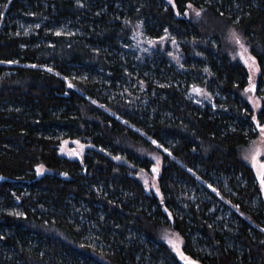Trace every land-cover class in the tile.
Here are the masks:
<instances>
[{
  "label": "trees",
  "instance_id": "1",
  "mask_svg": "<svg viewBox=\"0 0 264 264\" xmlns=\"http://www.w3.org/2000/svg\"><path fill=\"white\" fill-rule=\"evenodd\" d=\"M172 1L0 0V264H180L167 232L196 264H264V196L242 160L264 101H247L229 39L264 98V0ZM64 140L94 148L69 160ZM153 155L160 198L134 177Z\"/></svg>",
  "mask_w": 264,
  "mask_h": 264
},
{
  "label": "rangeland",
  "instance_id": "2",
  "mask_svg": "<svg viewBox=\"0 0 264 264\" xmlns=\"http://www.w3.org/2000/svg\"><path fill=\"white\" fill-rule=\"evenodd\" d=\"M165 2L169 5H173V1L171 0H165ZM135 40L137 41V45L140 50H146L148 48H154L158 45H164L165 40L162 41H156L154 43H149L144 40H142L139 35H135ZM243 42V41H242ZM245 48H247V52L244 53V56L242 57L240 53L242 52V49L239 47V45L232 42L233 47V56L235 59H237L247 70L248 75L252 77L251 81L249 80V86L250 84H255V91H249L245 93V97L247 101L251 104V107L255 110V112L259 111L262 106V102L264 101V98L259 99L255 96L256 92V79L259 76V67L255 60V63L253 64V67L250 69L249 64H252L253 62L250 60L251 54L249 51V48L246 46V44L243 42ZM249 58V64L244 63V59ZM248 86V88H249ZM247 88V89H248ZM208 95L204 90H201L200 92H194L193 99L196 102L203 103L204 101H207ZM94 148L93 146L86 144L85 142L81 140H64L60 143L59 146V155L69 159V160H78L83 157V155L86 153L88 149ZM245 156L249 157H255V166L253 164V160L245 159ZM157 159H159V171L153 172V167L157 164ZM115 161H119L118 159H114ZM242 160L245 162L249 167L252 168L258 183L260 185V178L258 176L259 171H264V137L261 135L254 141L250 143V145L242 151ZM153 161V167L149 171H137L134 174L135 179H137L140 184L143 186L146 193L154 195L158 198H160V192L158 189V182H157V176L161 170V161L162 157L159 155H153L152 156ZM37 173L44 174L47 173V171L39 167L36 169ZM147 181V183H145ZM261 189V187H260ZM264 196V191H262ZM167 236L171 237L173 241L175 242V247L173 245L168 243V240L165 238L166 245L171 250V252L174 254V256L178 259L180 264H188L187 260H182L180 258V255L177 252V249H179L182 252V241L181 239L174 233L167 232ZM166 237V235H165ZM185 256V255H184ZM186 257V256H185Z\"/></svg>",
  "mask_w": 264,
  "mask_h": 264
},
{
  "label": "snow or ice",
  "instance_id": "3",
  "mask_svg": "<svg viewBox=\"0 0 264 264\" xmlns=\"http://www.w3.org/2000/svg\"><path fill=\"white\" fill-rule=\"evenodd\" d=\"M9 2H11V0H9ZM170 2H171V0H170ZM78 3H79V0H78ZM188 7H189V8H193V5H192L191 3H189ZM201 11H202V10H195V15H196L197 17H199V16L201 15ZM177 14H179V13H177ZM221 15H223V14L221 13ZM37 27H39V25H37ZM165 32H167V29H165ZM160 39L163 40L164 37H161ZM229 39H230L232 42H234L235 44L239 45V47L242 49V52L240 53V55L243 57V56H244V53L247 52V48H245V46H244V44H243V42H242V40H241V36H240V34H239L238 32H236L235 30H232ZM149 43H154V41H149ZM172 43H173V44L176 43L175 39L172 40ZM250 60L253 62L252 64H249V58H245V59H244V63H245V64H249V68L251 69V68L253 67V64L255 63L256 58H255L254 56H252V57H250ZM8 63H13V61H8ZM49 70L51 71V69H49ZM251 79H252V77L249 76V80H250V81H251ZM70 86H71V85H70ZM193 90H194L195 92H200V91H201V89H199V88H195V87H194ZM245 91H246V92H249V91H255V84H250L249 88L246 89ZM252 119H253V120H256V117L253 116ZM256 127L259 128V130H260V135H261L262 137H264V125L260 124V122L257 121ZM152 143H153V144H158V142L155 141V140H153ZM158 147H163V145H159V144H158ZM164 151H165V152H168V149L165 148ZM170 154H171V153H169V155H170ZM244 158H245L246 160L251 158V159L253 160V164H254V166H255V157H254V156H253V157L245 156ZM117 159H119V157H117ZM262 167H264V166H262ZM152 170H153V172H158V171H159V159H157V164L153 167ZM257 174H258V176H259V178H260V187H261V191H264V171H259ZM65 175H67V174H65ZM145 183H147V181H146ZM209 187L211 188L212 186L209 185ZM213 191H216V189H213ZM236 207L238 208V206H236ZM170 215H171V213H169V216H170ZM177 235H178V234H177ZM165 238L168 240V243H169V244H171V245H173V247H175V242L173 241V239H172L171 237L167 236V234H166V237H165ZM177 252H178V254L180 255V258H181L182 260H187V261H188V264H196V261L192 260L190 257H185L184 254H183V252H181L179 249H177Z\"/></svg>",
  "mask_w": 264,
  "mask_h": 264
}]
</instances>
